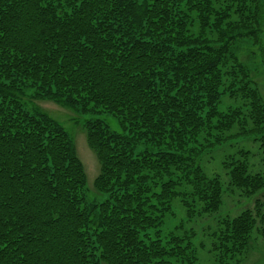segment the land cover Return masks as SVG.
I'll use <instances>...</instances> for the list:
<instances>
[{"label":"trees","instance_id":"1","mask_svg":"<svg viewBox=\"0 0 264 264\" xmlns=\"http://www.w3.org/2000/svg\"><path fill=\"white\" fill-rule=\"evenodd\" d=\"M220 1L0 0V264H196L190 234L161 236L172 202L186 221L218 213L225 187L200 157L235 124L245 133L244 118L264 153V102L230 49L240 33L260 42L264 0ZM28 88L118 120L84 122L106 199L87 201L74 142L25 108ZM223 93L244 98L248 115L220 111ZM248 156L222 162L227 189L244 197L264 191ZM254 231L264 236V201L219 218L212 264H239Z\"/></svg>","mask_w":264,"mask_h":264},{"label":"rangeland","instance_id":"2","mask_svg":"<svg viewBox=\"0 0 264 264\" xmlns=\"http://www.w3.org/2000/svg\"><path fill=\"white\" fill-rule=\"evenodd\" d=\"M224 0H221L223 2ZM262 32L260 42L255 44L250 35L240 33L230 40V49L236 59L246 68L247 77L256 85L259 94L264 102V19L262 21ZM246 31V29H242ZM232 64V62H229ZM26 95L22 101L27 110L39 108L46 111L52 118L62 124L68 135L74 142L77 156L83 164L86 175V198L89 203H99L107 198V194L99 192L94 187V180L100 171L99 161L94 151L89 147L86 139L84 122L87 119L100 118L110 129L119 130L118 120L110 113L100 112L98 114L83 113L79 109L71 108L50 99H42L35 96V89L25 90ZM246 101L240 96H232L229 93H223L218 103V109L226 112L230 107L241 108L245 116L248 115V107L244 104ZM243 117V115H242ZM244 118V117H243ZM245 133L235 135L239 132L238 124H235L229 132V139L215 147L211 151L203 153L200 157V164L204 171L211 174H219L224 184L223 203L218 213L203 214L195 217L192 221H186L183 210L178 200L172 202L173 214L168 213L165 223L162 226L161 236L163 239H169V235L182 234L186 231L191 236V243L196 251V264H212L214 254L209 250L212 242V233L217 228V220L221 217L240 213L243 209H253L256 201H264V191L251 197H244L236 188H229L228 176L222 162L226 157L236 156L238 151L243 149L249 152V161L252 171H264V153L259 147L260 132L253 131L252 123L244 118ZM251 245L244 254L243 260L239 264H264V236L256 231L252 233Z\"/></svg>","mask_w":264,"mask_h":264}]
</instances>
